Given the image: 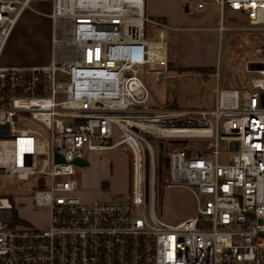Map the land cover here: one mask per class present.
I'll return each instance as SVG.
<instances>
[{"label":"built area","instance_id":"1","mask_svg":"<svg viewBox=\"0 0 264 264\" xmlns=\"http://www.w3.org/2000/svg\"><path fill=\"white\" fill-rule=\"evenodd\" d=\"M35 1L50 3L49 63L0 61V264H264V0L194 3L220 8L218 52L230 29L225 7L244 15L247 23L235 29L249 31L253 44L249 88L214 89L210 110L148 102V86L175 90L178 74L169 68L163 29L156 40L145 36L146 22L167 28L145 16L146 0H0V60ZM145 122L196 131L164 136ZM171 139L206 145L163 155ZM220 139L228 143L223 162ZM121 145L131 153L130 197L86 199L75 159ZM4 179L30 182L46 226L15 219ZM166 188L190 191L194 214L163 221L157 200Z\"/></svg>","mask_w":264,"mask_h":264},{"label":"rangeland","instance_id":"2","mask_svg":"<svg viewBox=\"0 0 264 264\" xmlns=\"http://www.w3.org/2000/svg\"><path fill=\"white\" fill-rule=\"evenodd\" d=\"M170 1L171 0H163V5L166 7H170ZM189 3V10L185 11L183 7L181 10L182 13L191 15L198 14V12H203L202 10L201 12L195 7L193 8V2L189 1ZM42 8L46 13L50 11L47 4H44ZM144 13L145 16L150 20H155L164 24L166 23V20L164 18L153 17L152 14H150L149 11L145 9ZM242 15L243 14H241V12L232 11L228 7H225L223 11V24L225 27L230 29L223 32L222 50L219 52L220 54L216 64V71H218L220 74L219 88H225L234 83L235 73H237L236 64L238 63V61L251 59L254 56L253 48L247 40V34L249 33V31L237 30L238 28H241L245 25L243 22H245L244 20L246 18ZM241 18H244V20ZM35 28L36 31L39 32L38 34H40L41 38L50 35L51 23L49 18H42L41 24L36 25ZM160 29H163L164 33H166V28L158 27L149 22H146L145 36L150 40H156L158 39V31ZM28 37L29 36L24 37L25 40L22 45V52L28 51V46H25V44L31 45L29 40L27 39ZM260 39V49L262 50V54L264 55V35L261 36ZM236 41L239 46L235 50V52L230 54L228 45L230 42L233 43L235 45H233L234 50L237 47V44L234 43ZM32 46L36 47V44L32 43ZM248 70L251 72L250 69ZM248 75L249 78H251L254 74L248 73L247 77ZM177 78L175 79L176 86ZM58 80H66V76H59ZM244 82L245 84L247 83L246 77H244ZM215 85V77L209 78L208 81L203 85L204 89L201 106L203 109H210L212 107H215V94L211 91V88ZM148 87V102L155 105H161L163 107L166 106L165 103L167 102L168 95L170 94L169 89L177 95L176 89L172 90L174 88H167L166 83H160L159 86ZM176 105H178L177 102ZM179 108H181V106ZM221 133L222 128L220 126L219 134ZM205 145L206 142H202L196 139L166 140L163 142L162 154L165 155L168 152L177 149L204 148ZM218 149L220 152L219 161L223 162L227 155L228 143L220 139L218 143ZM85 157L87 165L81 167L77 166L75 168V177L79 180L81 193L86 199L93 200L99 198H115L125 200L130 197L132 165L131 153L126 145H121L114 149L93 151L89 154L86 153ZM166 180L167 176L163 175L162 181L164 182ZM3 182L4 184H6V191L10 192L6 195H8V197L12 200V203L15 207V219L18 217L20 219L19 222L23 224H32L38 227L46 226L47 210L44 207H36L31 202L30 197L32 192L29 189L30 182H20L18 180L8 179H4ZM199 199L202 204L207 200L206 196L202 194L199 195ZM195 208L196 200L191 192L185 188H166L163 193L159 195V199L157 200L159 217L163 221L171 224H176L183 219L192 216L195 212Z\"/></svg>","mask_w":264,"mask_h":264},{"label":"crops","instance_id":"3","mask_svg":"<svg viewBox=\"0 0 264 264\" xmlns=\"http://www.w3.org/2000/svg\"><path fill=\"white\" fill-rule=\"evenodd\" d=\"M189 1L193 2L194 8L196 0H171L170 7L164 6L163 0H147L145 4V10L149 11L153 17H162L166 20L165 24L167 25V28L164 35L169 47V54L175 58L174 66L177 70L174 71H176L177 74L179 73L176 88L177 107L181 106V108L185 109L201 107L204 89L203 85L209 78L215 77L216 85L211 88V91L214 93V89L219 88L220 78L219 72L216 71V64L220 54L218 52L220 8L217 4L209 2L204 8L199 9L200 11H203H201L202 13L198 12V14L187 15L182 13L181 10L183 7L185 11L189 10ZM44 4H47L50 9V4L48 2L35 1L32 3V9H28L22 13L3 49L0 60L2 65L44 66L49 63L51 33L50 35L41 38L40 34H38L39 32L36 31L35 28L36 25L41 24L42 18L48 19L46 14L50 11L48 13L44 12L42 8ZM242 16L244 17V15ZM241 19L244 20V18ZM244 21L245 22H242L246 24L247 20L245 19ZM25 36H29L27 39L31 45L25 44V46H28V51L22 52L21 49ZM249 36L250 35L247 34V40L253 48ZM32 43H35L36 47L32 46ZM234 43L237 44V47L232 50L230 54L235 52L239 46L237 41ZM253 57L251 59H245L244 61H238L236 64L237 73H235L234 83L228 87L219 89H248L250 78L249 75L247 77L249 72L247 71L246 65L253 59ZM244 77H246L247 80L246 84L244 82ZM169 91L171 94L172 91L170 89ZM170 94L168 95V99L170 98ZM86 153L89 154L90 151H85V160Z\"/></svg>","mask_w":264,"mask_h":264},{"label":"bare ground","instance_id":"4","mask_svg":"<svg viewBox=\"0 0 264 264\" xmlns=\"http://www.w3.org/2000/svg\"><path fill=\"white\" fill-rule=\"evenodd\" d=\"M260 50V49H259ZM262 51L260 50V53ZM157 122V121H156ZM147 128H150L152 131H163V135H175L173 134L174 132H181V133H186V132H195L196 128H188L187 126H169V125H161L159 123H151V122H145L142 123Z\"/></svg>","mask_w":264,"mask_h":264},{"label":"trees","instance_id":"5","mask_svg":"<svg viewBox=\"0 0 264 264\" xmlns=\"http://www.w3.org/2000/svg\"><path fill=\"white\" fill-rule=\"evenodd\" d=\"M168 64H169V68L171 69V70H177L176 68H175V58L173 57V56H171L170 54H169V62H168ZM198 70H202V69H198ZM179 71H180V69H179ZM176 97H177V95H176V93H171L170 94V98L167 100V102L165 103V105H166V107H168V108H171V109H174V108H177V105H176ZM161 194H162V192H161ZM160 194V195H161ZM12 201V200H11ZM13 204V203H12ZM13 206H14V204H13ZM15 211V210H14Z\"/></svg>","mask_w":264,"mask_h":264},{"label":"water","instance_id":"6","mask_svg":"<svg viewBox=\"0 0 264 264\" xmlns=\"http://www.w3.org/2000/svg\"><path fill=\"white\" fill-rule=\"evenodd\" d=\"M259 66H261L260 64H259ZM162 148H163V146L161 145V150H162ZM56 160L57 161H62V156L61 155H59V154H56ZM164 161V167H167V165H168V157H164V159H163ZM75 164L78 166V167H81V166H85V165H87V162H86V160H84V159H80V158H78V159H75Z\"/></svg>","mask_w":264,"mask_h":264}]
</instances>
